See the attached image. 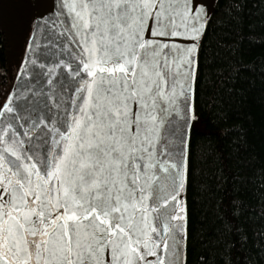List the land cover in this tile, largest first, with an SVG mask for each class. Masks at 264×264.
Wrapping results in <instances>:
<instances>
[{
  "label": "snow or ice",
  "instance_id": "obj_1",
  "mask_svg": "<svg viewBox=\"0 0 264 264\" xmlns=\"http://www.w3.org/2000/svg\"><path fill=\"white\" fill-rule=\"evenodd\" d=\"M40 7L29 80L0 102V264H187L204 0H61L51 31ZM247 240L225 239L223 264Z\"/></svg>",
  "mask_w": 264,
  "mask_h": 264
},
{
  "label": "trees",
  "instance_id": "obj_2",
  "mask_svg": "<svg viewBox=\"0 0 264 264\" xmlns=\"http://www.w3.org/2000/svg\"><path fill=\"white\" fill-rule=\"evenodd\" d=\"M30 4L0 7V102L24 62ZM209 17L183 196L187 264H223L224 240L242 236L233 264H264V0H216ZM225 204L236 205L233 237L222 235Z\"/></svg>",
  "mask_w": 264,
  "mask_h": 264
},
{
  "label": "water",
  "instance_id": "obj_3",
  "mask_svg": "<svg viewBox=\"0 0 264 264\" xmlns=\"http://www.w3.org/2000/svg\"><path fill=\"white\" fill-rule=\"evenodd\" d=\"M215 1L216 0H204V6L208 12V16H210V14L214 8ZM40 3L42 5V7L39 8V11L43 14V18L41 19L38 17V19L40 20L41 25H44L46 23L49 30L51 31L53 23H55L57 25L61 24V21L56 19V10H57L59 4L61 3V0H40ZM46 9H49L50 11L46 10ZM49 17H52V19H49ZM37 34L39 37V36L43 35L44 33L42 32V29H37ZM38 43L43 45L44 43H46V41L38 40ZM29 68H30V65H26L25 66V72H27L29 70ZM28 80H29V76L26 74L22 77H19L17 79L16 83H19L21 86H23L25 81H28ZM183 196H184V194L181 197V203L182 204H184L183 203Z\"/></svg>",
  "mask_w": 264,
  "mask_h": 264
},
{
  "label": "rangeland",
  "instance_id": "obj_4",
  "mask_svg": "<svg viewBox=\"0 0 264 264\" xmlns=\"http://www.w3.org/2000/svg\"><path fill=\"white\" fill-rule=\"evenodd\" d=\"M32 3H35V0H32Z\"/></svg>",
  "mask_w": 264,
  "mask_h": 264
}]
</instances>
